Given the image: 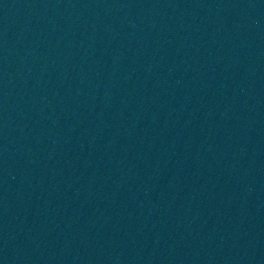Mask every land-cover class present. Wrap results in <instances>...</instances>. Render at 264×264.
Here are the masks:
<instances>
[{
  "label": "water",
  "instance_id": "95a60500",
  "mask_svg": "<svg viewBox=\"0 0 264 264\" xmlns=\"http://www.w3.org/2000/svg\"><path fill=\"white\" fill-rule=\"evenodd\" d=\"M0 264H264V0H0Z\"/></svg>",
  "mask_w": 264,
  "mask_h": 264
}]
</instances>
